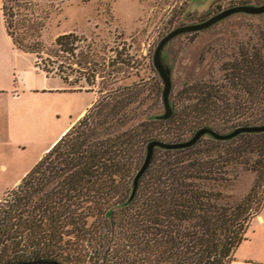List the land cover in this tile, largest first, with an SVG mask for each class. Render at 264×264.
Wrapping results in <instances>:
<instances>
[{
    "label": "trees",
    "instance_id": "1",
    "mask_svg": "<svg viewBox=\"0 0 264 264\" xmlns=\"http://www.w3.org/2000/svg\"><path fill=\"white\" fill-rule=\"evenodd\" d=\"M237 5L261 6L264 0H235L230 7ZM2 9L16 46L33 53L48 76H59L67 90L96 91L99 96L0 200V264L35 259L60 264H231L264 206V130L228 138L215 133L264 125V33L238 42L219 65V77L213 79L208 71L209 79L203 74L199 78L191 70L178 89L164 58L167 43L240 12L169 37L160 50L172 79L166 100L165 80L155 63L158 45L173 31L215 14L165 35L150 56L146 68L153 76L146 79L144 66L134 71L139 63L127 53L125 42L121 49L109 48L115 57L107 61L106 47L76 30L46 44L45 23L36 22L31 13L13 12L6 0ZM70 71L80 76L72 80ZM133 74L140 80L128 82ZM202 128L211 132L176 146ZM152 142L150 161L143 168ZM245 173H252L253 181L240 194L236 190Z\"/></svg>",
    "mask_w": 264,
    "mask_h": 264
},
{
    "label": "rangeland",
    "instance_id": "2",
    "mask_svg": "<svg viewBox=\"0 0 264 264\" xmlns=\"http://www.w3.org/2000/svg\"><path fill=\"white\" fill-rule=\"evenodd\" d=\"M6 2L13 12L31 13L36 22L46 24L42 32L46 44H51L62 30L85 26L93 12L90 5H71L64 0ZM232 2L235 0H148L142 4L141 16L136 2H125L118 8L119 14L125 18L122 27L112 13L110 0H98L94 23L90 29L78 33L104 45L107 61L110 56L115 57L109 48L119 45L121 49L125 42L127 53L139 63L134 71L144 66L141 74L147 79L153 76V72L146 68L150 56L153 57L165 35L177 26L198 21L201 16L214 15L219 12L218 6L225 9ZM1 8L0 0V200L37 164L62 131L99 96L96 91L67 90L68 85L58 77L45 79L36 64V56L15 50L7 36ZM14 19L17 22V17ZM25 29H20L19 33ZM260 31L264 33V14L240 12L211 28L179 34L167 43L164 50L165 61L173 73L174 87H183L191 70L199 78L202 74L207 79L210 75L214 76L213 79L219 77V65L225 62L232 48L251 37L256 40ZM199 59L204 60V65L198 64ZM208 71L212 74H206ZM78 76L79 73L69 72L72 80ZM139 80L140 77L133 74L128 82ZM15 92L19 94L16 101L13 99ZM252 181V173H245L236 191L246 193ZM261 212L264 214V206ZM257 219L254 217L247 229V239L254 237L249 243L260 239L259 232H253Z\"/></svg>",
    "mask_w": 264,
    "mask_h": 264
},
{
    "label": "crops",
    "instance_id": "3",
    "mask_svg": "<svg viewBox=\"0 0 264 264\" xmlns=\"http://www.w3.org/2000/svg\"><path fill=\"white\" fill-rule=\"evenodd\" d=\"M97 1L98 0H66L67 3L74 5V4H85V5H90L92 6V10L93 12L90 14L88 23L85 26H76L74 28H69L66 30H62L60 31V33L63 32H69V31H81L84 32L85 30L90 29V26L94 23L95 19H96V15L98 14V10L96 8L97 5ZM136 2L139 6L140 9V16L142 14V1H147V0H110L111 2V10L112 13L115 16L116 21L119 22V25L123 27V22L125 21V18L122 16V14H119L118 12V8L120 7L121 4L125 3V2ZM3 2L4 0H1V5L3 8ZM1 8V12H2V19H3V23L5 26V21H4V15H3V9ZM63 11V10H62ZM139 16V17H140ZM136 18L133 20V22L135 23L137 21ZM5 30L7 33V36L10 38V40L12 41L13 45L15 46V50L17 49L18 51H23L26 52L20 48H18L16 46V44L14 43L12 37L8 34L6 26H5ZM59 33V34H60ZM30 53V52H27ZM33 54V53H31ZM34 55V54H33ZM35 56V55H34ZM39 71L42 72V76L46 79V78H50V76H48L46 74V72H44L43 70H41L38 67ZM53 77V76H51ZM60 78L59 76H55ZM61 79V78H60ZM62 80V79H61ZM5 94V93H4ZM9 95V94H7ZM19 97V94H16V92L13 94V99L16 101V98ZM91 105V104H90ZM87 109L82 110V112L78 115V117L73 120V122L71 124L68 125L67 128H65L62 133L55 139V141H53L45 150V152L42 154V156L60 139V137L80 118L82 117ZM41 156V157H42ZM257 219V226L254 228V233H258L260 239L257 242L254 243H249L250 239H252V242L254 241V237H251L250 239H246L244 240L236 249L235 253H234V259L232 260L231 264H264V214L261 212L258 216ZM256 249H258V251H256ZM255 251V252H254Z\"/></svg>",
    "mask_w": 264,
    "mask_h": 264
},
{
    "label": "water",
    "instance_id": "4",
    "mask_svg": "<svg viewBox=\"0 0 264 264\" xmlns=\"http://www.w3.org/2000/svg\"><path fill=\"white\" fill-rule=\"evenodd\" d=\"M234 12H248V13H260V12H264V5L261 6H252V5H237V6H233V7H229L221 12H219L218 14H215L214 16H212L211 18H209L208 20L202 22V23H198V24H194V25H189V26H185L182 28H179L175 31H173L171 34H169L166 38H164L160 44L158 45V48L156 50L155 53V63L156 66L158 67V69L160 70L164 80H165V91H164V95H165V99H168V94L170 92L171 86H172V79L170 77V75L168 74V72L166 71L164 65L162 64L161 61V55H160V50L163 46V44L165 43V41L171 37L172 35L181 32V31H187V30H199L202 29L204 27H207L213 23H215L216 21H218L219 19L234 13ZM263 131L264 130V125H260V126H247V127H242L239 128L235 131H233L232 133H228V134H216L215 135L219 138H228L240 131ZM206 132H211L210 129L208 128H202L200 129L196 135L189 141H186L184 143H180L176 146H186L189 145L191 143H193L194 141H196L202 134L206 133ZM169 145V144H168ZM153 146H154V142H152L150 144V150H149V154L146 160V163L144 165L143 168H145L147 166V164L150 161L152 152H153ZM171 146V145H169ZM36 263H40V264H60L58 261L56 260H49V259H35V260H29V261H23V262H15V263H8V264H36Z\"/></svg>",
    "mask_w": 264,
    "mask_h": 264
}]
</instances>
